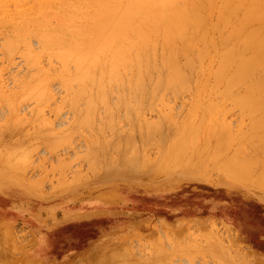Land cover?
Listing matches in <instances>:
<instances>
[{"label":"rangeland","instance_id":"obj_1","mask_svg":"<svg viewBox=\"0 0 264 264\" xmlns=\"http://www.w3.org/2000/svg\"><path fill=\"white\" fill-rule=\"evenodd\" d=\"M14 1L18 2L19 6L18 5L15 6L16 3ZM30 4H32V5H30ZM34 5H35V2H33V0H12L7 5V8H6L8 13L0 14V19L3 20L2 22H5L4 18L6 17L8 19V17H9L8 15H10L11 13H14L15 11H18L17 9L25 11L26 13H30L31 9ZM15 8H16V10L14 11ZM241 11H244V10L240 9L239 11H237L238 16H241V14H242ZM214 16H217V15L216 14H209V13H205V15H204V17H206L205 22L207 23V26H208L206 31H208V33L210 35L213 33L211 36L208 35L209 39L211 37V40H210L211 44L209 45L211 47H208L209 50L207 48L208 51L206 50L208 52V54H207V58H205L206 62H204V63H205V65L208 64L206 66L207 68L211 67V65H213L212 67H214L216 65V63L218 62L217 54L219 51H221V50H219L221 48V46L219 47L217 45H220V43H221L220 41H219L220 42L219 43L218 40L221 39V38L219 39V36H220V33H223V30L221 27H220L221 29H219V28L216 29L217 31L220 30L219 33H217V31L215 30V28L218 27L219 22L217 23V21H216L217 18H215ZM235 21L237 22V20H234V22ZM6 30H7L6 28L4 29V27H2V25H0V32H1L0 33V71L2 72V73L0 72V78H1L0 79V86L3 88L1 91L4 90V92H6V93L3 92L2 95L4 96V94L5 95L7 94L10 97L11 96V95H9L10 92H11L10 94H12V92H13L12 95H15L14 90L17 86L16 82L18 83V81H19V80L16 81L15 80L16 78L13 75H15V76L17 75L16 77H18V78L22 77L21 78L22 80L25 77L28 78L27 73H28V75L30 74L31 71L29 72V70L32 68V66L29 67V63L27 65H25L26 60L24 61V58L21 57V55L23 53H25V52H22V51H24L25 48L21 49L22 51L20 50L22 52L21 55H18V52H19L18 49L14 48L13 51L16 49L17 55L13 56L14 54L11 51V53H9V54L13 56L14 60L13 59H12L13 61L10 60L12 58L10 56L11 58L10 59L8 58L9 60L7 61V59H6V57L8 56L7 52H6L7 48L4 49L5 51L2 50L3 46H4L3 42H6L3 40H5L7 37L8 38L12 37L13 33H11L10 30H7V32H9L11 34H10V36H7L6 38H4L5 37L4 32H6ZM221 30H222V32H221ZM214 35H216V36H214ZM26 36H27L26 38H28L27 41L29 39H30L29 41H31L30 42L32 44L31 49H34L35 51L37 49L39 50L40 49V48H38L39 46L37 48H35L38 45L37 43L40 44V42H37L39 40H36L35 37H32L33 39L35 38V40L37 42L36 43L33 39L29 38L31 36H29V37H28V35H26ZM212 37L215 39L217 38V40H215L216 42L213 41L214 39ZM32 41H34L33 42L34 45H33ZM213 42H214V45L216 44L214 46V47H216L215 48L216 50H213V46H212ZM1 43H2V46H1ZM5 44H7V43H5ZM26 44H27V42H26ZM156 44H157L158 48L156 47ZM156 44L153 47H156L158 50L155 48H153V49L157 50V51H155L157 54L154 52V54L152 55V56H155V54H156L155 57H151L150 52L149 51L147 52V56H149V58H150V59H148L150 63H148V60H147L149 67H147L148 70H145L146 72L144 73V74H146V73L149 74V72L152 71L149 74V76L151 74H152L151 76H153V74H155V76H153L154 78H152V81H151L152 83L150 82V79H151L150 78L144 84V86H143L144 88L139 87L140 91H141V88H142V91L143 90L147 91V92L143 91V93H145V96H143V99L146 97L145 99L147 100L146 101L144 99V102H143L144 105L142 104L143 108H141V106L139 108V106H138L139 104H137L138 107H136L135 103H137V102L134 103V101L131 102V103H134L133 105L131 104L132 107L130 106L127 108H126V106L122 107L123 105L119 106V103H117L118 107L116 106L117 108H114L115 110L114 111L112 110L113 112H110L112 114H107L108 117H110L111 119L114 118L113 121H114V123H116L115 126L116 125L118 126V124L121 123V127H119L120 125L118 127L120 128V130L125 129L124 130V136L119 137V136L113 135L112 132H115V130L118 129V127H115V126H114L115 130L111 132L113 136H110L111 133L108 134L110 132V130H109L105 134L106 136L104 135V138H102L103 136L97 137L96 136L97 135L96 130L93 131L91 129L92 133H95L96 134L95 135V134H92L89 132L91 130L86 129L84 131L88 132V133H85L84 131L80 132V134L84 132L86 134V136L85 135L83 136V134H81L82 136L81 135L76 136V134H75V137L73 135V138H76V139H73V141L72 140H70L69 142L64 141L67 143V145H65V143L63 142L64 139L62 140L60 138L62 140V142L64 143V145H62V147H61L62 143H60L61 140L60 141L58 140L60 146L57 143L58 141H56V144L59 146V148L61 147L60 149H58L59 152L54 151V153L56 152V154L48 153V152H51L52 149L50 151H48L51 147L49 149L48 148L46 149V147H48V146L44 145V143L42 145L43 140L46 141L47 139L50 140L49 138H51V137L53 138V136H51L52 134L50 136H48V138L46 136H42L40 138L42 140L39 139L40 142H38L39 140H37V142H35L37 138L35 139V141L33 140L35 136H33V137L28 136L29 138L26 137L28 140L25 139L24 136H19V138H18V136H16L17 139H19V141H17V142L20 145L23 142H24L23 143L24 146L29 144V145L25 146V147H29L28 150L30 149V146L32 147L34 145H35L34 146L35 149H36V147H39V146H40V148L38 151L35 149L32 150V151L36 152L35 154L32 152L33 153L32 154L31 153V149L33 148L32 147L30 149L31 154L29 153L30 157H34V159L31 158V159H33V160H31L32 162L30 160L29 161L31 163H33V165H34V162L36 161V164H35L36 166L35 165L32 166V164L29 162L32 167L25 165V166H28L27 169H25V168L23 169L22 167H24V166H21V168L20 167L17 168V165H16V166H14V168L16 167L17 169H14V168L12 169V167L11 168L8 167V169L4 170L5 172L0 171V249H1V253L2 252L5 253V254L2 253V255L4 257L8 254V256L5 257V259L6 258H7V260L11 259L10 261H8V264H17V263H19V264H94V263H99V262L104 263V261L106 259L105 257H110V254H112L111 251H115V253L113 252V255H111L110 258H107V260H110V261H108V264L111 263V261H113V262L114 261L124 262L125 259H128L127 260L128 262L134 261V263H132V262L128 263L125 260V262H126L125 264H137L138 262L136 263V261H139L140 263L146 262V264H147V262H149L148 264H151L152 261L156 262L155 258H154V256H155L154 250L156 248L155 243H157L156 246L158 248V249L156 248V250L158 252V253H156L157 254L156 258L157 257L161 258L162 254H163V256L166 259L165 262L167 264H171V262H172L171 260H174V259L175 260L172 262V264H220L221 256L215 255V254H218L219 252H215L214 250H212V247H210V246H213V244H215L216 240H217L216 242L220 243V246L221 245L223 246V248L221 246L222 249H225V250L227 249V251L223 250V254L226 252L225 254L228 256V258L230 260H227V257H226V258H224V260L226 259L225 262L229 261V263L231 262L232 264H234V263L235 264H241V263L242 264L243 263H246V264H264V190H263L264 187H262V189H260L259 188L260 186L256 185L257 188H255L256 187L255 184H253V186H252V183H250V182L247 183V181L244 180V182L246 183L245 184V183H243L242 179L235 177L233 174L230 176L232 178H227L224 175L225 172H222V170L219 169V168H222V167H220L221 165L220 166L218 165L219 161H220L219 164H221V163L225 164L226 160H224V162H222L223 161L222 159H225V157H228V155L230 153H233V151H232L233 149L236 150L237 144L239 145V143L236 141H239V142L241 141V140H239L240 139L239 135L241 137L245 136V138H246L248 136V134H246V133H249V136H250V132H247V131H250L249 130L250 128H248L250 126L249 123L251 122L250 118H253L254 115H257L258 113L260 114L261 112H258L257 114L252 115V117L251 116L247 117V115L246 116L244 115L245 117L241 116L243 113L239 112L240 108L238 110V106L232 105V100L230 103H229L230 100L229 101L226 100V101H228V104H226L227 103L226 101H225V103H223L224 100L222 101V99H225V98H223V96L218 97L222 94L221 91H220V93H221L220 95H218L216 97L211 96L213 94L215 95V93H213V94L209 93V92H211L209 90L210 89L209 87L211 86L210 84H208L209 87L207 85V88L204 90H202V89L205 85H202L203 87H201V85H200V87L202 89H200V87L198 85H196V87L198 86V88H197L198 91L196 92V87L194 86V84L197 82V80H199V77H201V76H199V74H197L198 71L196 72V75H195V71L197 70L196 69L197 66H195L193 68H189L188 63H187L190 59H191V62L192 61L198 62V60H196L198 58H195L199 55L197 52V46H195L196 43H194L190 46V49H193L191 52H189L190 50L189 51L187 50V49H189V47H186L187 45L185 46L187 49L183 46V44L181 47L179 46L178 47V50H179L178 54L179 55H177L178 59H176V60H178V62L180 64L184 63L183 65H181L183 68V69L182 68L181 69L184 71L186 70L184 73V74L187 73L185 77H187V76L190 77V78H188V77L187 78L192 83H190V81L186 78V80H188L187 84L190 83V84H188V85H190L189 91H185L186 89H184V91L182 92V91H180V88H177V89H179L178 92L176 90V93H178L176 96L177 98L173 99V97L170 96V92H172V95H174V94L176 95V93L173 94V92H175V91L164 92L165 90L162 91V89L164 87H162V89H160L161 87L159 86L160 88L158 87L159 89H157V90H161V94H160L159 93L160 91L155 90L158 86L157 85L158 83L156 84V81H155V79L157 77L156 76V73H157L156 70L159 71L158 77H160V80L162 78V74L165 73V71H167V70H166V67L163 66L162 63L160 62V60H161L160 57H162V56H160V55H162V52H160L162 44H160L158 42H156ZM199 45L201 47H204L200 43L198 44V46ZM193 46H195L196 48ZM200 46L198 48H201ZM5 47H7V46H5ZM19 47H22V46H19ZM23 47H24V45H23ZM29 47H31V46L29 45ZM183 47L186 49L187 55L185 54L186 52L184 51L185 49H183ZM27 48H28V46H27ZM180 48H181V50L182 49L183 50L181 51ZM25 50L29 51L27 49H25ZM34 50H32V52ZM38 50H37V52H38ZM150 50H151V48H150ZM15 51H14V53H15ZM4 52L6 53L7 56H5ZM2 53L4 54V56ZM158 53H159V55H158ZM189 53L193 54V55L189 56ZM210 53L212 55L214 54L215 57L213 56V58H212ZM182 54L185 56H183ZM24 55L27 56L28 54H24ZM45 57H46V59L48 58L46 55H45ZM179 57H182V58L179 59ZM187 57L188 58L191 57V58L188 59ZM28 58H25V59H27V61L30 62ZM153 59L155 62L153 61ZM187 59H188V61L186 62ZM213 59H214V61H213ZM41 60H43V59H41ZM9 61H12L14 63L12 64V62H10V64H9L8 63ZM43 61H39V64L43 63L42 65H44L46 63L45 64L46 69L51 70V68H50V66H48V64L49 63L51 64L52 62L51 61L48 62L45 59ZM208 61H210V62H208ZM212 61L214 62L213 64H211ZM151 63H153L154 66ZM56 64L57 63L55 62V65H54V61H53V63L51 65L56 66ZM185 64H187V65H185ZM155 65H157V66H155ZM189 65H190V63H189ZM47 66H48V68H47ZM54 66H52V68ZM57 66L59 67V65H57ZM185 66L188 68H186ZM27 67H29L30 69L29 68L27 69ZM34 67L35 66L33 65V68H32L33 71H34V69H37V67L41 68L40 65L37 66L36 68H34ZM153 67L156 68L155 71L153 70ZM212 67H211V70L209 68L204 69L205 67H203L205 72L202 71L203 77H201L200 80H202V81L205 80V82H206V78H207V82H209V83L212 82L211 80H208L210 78L209 76L211 75V72H212ZM41 69L43 70V66ZM160 69H162V70H160ZM188 69H190V70L196 69V70L195 71L192 70L193 72L191 73L190 70H188ZM26 71H27V73H26ZM147 71H149V72H147ZM189 72L192 74V76L189 75L190 74ZM17 73H19V74H17ZM208 73H210V75ZM160 74H161V76H160ZM22 75H25V76L23 77ZM158 77L156 80L158 82H160V80H158L159 79ZM191 77H193V78H191ZM196 77H198L197 80L195 79ZM22 80L19 82L20 83L19 85H21V83H23V81L25 82V80H23V81ZM153 82L155 83L156 88L154 85H152ZM150 83H151V85H150ZM19 85L17 86V88L20 87ZM160 85H163V84H160ZM4 86H6L5 87L6 89L4 88ZM152 86H154L155 89ZM199 89L201 91H199ZM18 90L19 89H17V92H16V93H18V94H16V95H18V98L15 99V102H17L16 100L19 99V97H21V95L19 96V91L21 94L22 90H21V88L19 91ZM49 90L52 93H54L53 95H55V98H54L55 100H53V98H52V102H50L51 104L49 103V105H47V107H46V105L43 104L44 105L43 106L44 111L42 110L41 118H42V114L44 115V113H45V116H43V117L44 118L46 117V119H48L53 124V126H52L53 129L55 128L56 130L58 129V131H59V129L62 127L63 131H65L70 126L68 124L69 126L67 128V123H70L72 120V117H73V114H71L72 117H70L69 111H67L69 108L66 107V108H68V109H66L64 107L65 112L64 111H63L64 113L62 112L63 118L61 117L60 120L58 119L59 121L57 120L56 116H54V114L52 112L54 111V108L56 109L58 107L57 105L62 104L60 101H62L63 99H66L67 97H69V95L66 92V90L63 89V87L60 85L59 82H56V83L54 82L52 87L49 88ZM211 90L213 91L212 86H211ZM8 91H9V93H8ZM141 92L140 93L138 92V93L141 94ZM157 92L159 93V95ZM199 92L200 93L202 92L201 95H198V94H200ZM206 92H208V93L206 94ZM214 92L218 93V91H216V90ZM48 93H50V92H48ZM116 93L119 95L120 91H115L114 95ZM152 93L153 94L155 93V94L152 95ZM240 93H242V91ZM0 94H1V92H0ZM162 94L163 95L166 94L167 95V96L165 95L166 98L165 97H164V99H162L163 97L160 98V95L162 96ZM208 94H211L210 97L213 98L212 99L213 102H210V103H214V101H216L215 104L217 105V107H218V105H221V108H222V105H223V107L225 104L227 106L230 105V107H227L228 110H230V112H228L229 114L226 112H224V113H226L227 115L223 113V115L227 116V117H224V122H225L226 127H227V124L229 125V123H231L234 126L233 127L230 124L227 127L228 129H229V127L231 129L236 127V129H233V130H235L234 131L235 133L233 132V130L231 131V129L229 132V133L232 132L231 134H234V136L233 135H231V136H233L235 138L234 139L232 137V141H233V139H234V141H233V144H231L232 148L229 151L230 153H228L227 156L219 154L218 155L219 158L218 159H217V157L215 158V159H217L216 164L218 167L217 166L215 167V165H213V164H215V162H214L215 159H213V162H214L213 164H211L212 163L211 159H210L211 161H209V158L216 153V149L213 148V145H214L213 143H215L214 141H216V137L215 136L211 137L210 135L206 137V134L205 135L202 134L203 131H204V133H208V134L210 133V131L212 130L211 129L212 125L210 126L209 121H210V119H214L215 117H217V112L215 110L217 107L215 108V104H213V109L208 106L209 103H207V102L212 101V100H210L211 98L209 100H208L209 97L206 98L207 97L206 95H208ZM16 95H15V97H17ZM141 95H144V94H141ZM150 95H151V97L153 96V98L148 97ZM175 95H174V98H175ZM178 95H179V97H178ZM197 95L199 96L201 101L196 99ZM203 95H204V97L202 99L201 96H203ZM8 96L5 97V99L7 98L6 101L8 100ZM115 96H117V95H115ZM115 96H114V98H111V96H110L109 101L106 104L107 105L109 104L111 106L112 104L116 103L119 96H117V98ZM132 96H133V94H132ZM158 96H159V99H161L162 101L164 100V102H161V100H159L160 103H163L165 106L167 105V107H165V109H164V106L163 107L161 106L163 104L160 105V103H158V104L160 105V107L162 109L160 107L158 108L159 105L156 104V102L158 101V98L157 99L155 98ZM0 97H1V95H0ZM13 98H14V96H12V98L10 97L9 100L10 99L13 100ZM169 98H170V100H169ZM218 98H220V99H218ZM150 99H152V103H150L151 102ZM132 100H133V98H132ZM134 100L136 101L135 98H134ZM148 100H150V101L148 102ZM154 100H157V101L153 102ZM217 100H219V101H217ZM0 101L3 104H5L1 99H0ZM53 101H55V102H53ZM165 101H166V103H165ZM194 101L196 102L197 105L196 104L193 105L195 103ZM203 101H204V103H203ZM8 102L9 101H7L6 103H8ZM32 102H33V100L30 102L27 101V102H25V104H23L24 103L23 102L22 106L20 105L22 107L21 110H20V106H19L18 110L20 113L18 114V111H17V114L19 116L21 115L20 118L24 117V116H22L23 114L25 116L27 114L28 117L32 118V115L31 116L28 115L31 112H29L27 110H31V111L33 110L34 111V109L37 110V108L39 107L36 105L37 107H35L34 109H31L35 105L34 102L33 103ZM138 102H140V100ZM29 103H31V104H29ZM35 103L37 104L36 101H35ZM52 103H54V104H52ZM141 103L142 102H140V104ZM219 103H221V104H219ZM3 104L0 105V122L5 124L6 123L5 121H8L10 119V117L6 118L7 115L8 116L10 115L7 113H9L11 111V118H12L13 112L10 109V105H8L9 107H7V108H9V111H8V109L6 108L7 104H5L6 106L2 107ZM45 104H48V103H45ZM152 104H155L158 106L156 107L155 105H152ZM204 104L207 105L209 108H211V110H215L216 113L213 111L212 113H214V114H210L211 112L208 111L209 114L206 115L207 111L204 110L206 113H204V111H202L203 109H205L204 107H207V106H204ZM23 105H24V107H23ZM25 105L26 106L29 105V109H28V106L26 107ZM55 105H56V107H55ZM134 105H135V107H134ZM59 106H61V105H59ZM152 106H154V107L152 108ZM192 106H194L195 108L193 107L194 109H192ZM197 106L199 109H196ZM40 107H41V105H40ZM41 109H42V107H41ZM41 109H40V111H41ZM134 109H135V111H134ZM137 109L138 110L142 109L139 116H138L139 111L137 112ZM219 109L217 108V110H219ZM224 109L225 110H223V108H222L221 110L227 111L226 106ZM1 110H2V112H1ZM194 110H199L198 114ZM188 111H190V115L194 113L193 115H191L192 117L196 114L195 115L196 118L193 117L194 118L193 119V118H191L190 115H189L190 116L189 117L187 115V113L189 114ZM129 112L130 113L132 112V113L130 114ZM133 112H137V113H135V116L137 115L138 117L136 116V118H135V116H133L134 115ZM191 112H193V113H191ZM200 112H201V114H200ZM105 113L106 112L101 110V113H99V115L103 114L102 118L103 119L105 118L107 120V116ZM202 113H204L205 116L202 115ZM129 114H130L131 118H128L129 116H127V115H129ZM201 115H202V118L200 117ZM212 115H214V118ZM3 116H5V117L3 118ZM27 116H26L25 120H27ZM184 116L189 117L188 120H186V117H184ZM239 116H240V120L238 118ZM166 117H168L169 119L171 118L172 120L170 119L171 121L169 120V122H168L167 121L168 119ZM203 117H205L204 121H203ZM208 117H210V119ZM242 117L245 119H243ZM74 118H75V115H74ZM121 118H123V119L128 118L130 120V122L128 119L121 121ZM134 118H135V120H134ZM190 118L192 119L191 123L193 121H195V119L198 120V121L193 122V124L195 123L196 125H197V122H199V120L201 121V119H202L203 124H202V122H200V125L202 124V126H200L201 127L200 132L203 136H198V142L197 143L195 142V144H196V146L200 145L198 148H196V151H197V149L198 150L200 149V153L202 154L201 157H203V158L206 157V158L204 159V161L202 160L203 158H201V160H198L199 162L197 161L196 164H194V162L191 161L192 160L191 157L193 156V154L191 155V152H194V155H195L196 151H195V149H193L194 147L191 149V147H192L191 146L190 149L188 150V154H190L191 157L186 156L188 154L185 155V157L187 158V161L191 159L190 160L191 164L188 161V164L186 165V163H187L185 161L186 158L183 157L180 159L181 163L180 162L177 163V164H180V166L182 165L183 170L181 167H179V165H177L179 167V169H177L178 167L176 168L174 165L173 166V168L175 167L174 171H172L173 170L172 168H167V169H170V171H169L165 168L167 166L170 167L171 165L176 164L175 162L170 163L171 161L170 160L168 161V159H167V158H169V157H167L168 153H169V156H170V153L172 154V152H170V151H172V149H170V148H172V147L175 148V146H173L175 143L172 144L173 140L175 139L174 138L175 136L172 137L173 135H171V134H173V132L176 133V132L180 131L179 129H181L184 126V124L182 122H184V120H186L185 124L189 123ZM248 118H249V121H248ZM1 119H2V121H1ZM4 119H5V121H4ZM46 119H44V120H46ZM118 119H120V120L118 121ZM161 119L163 121V122L161 121L162 124L160 122ZM28 120H30V118ZM63 120L65 121V123ZM73 120H72V123L74 122ZM138 120L140 121V123L143 122L142 125H145V126H139L137 123ZM157 120H159V121H157ZM226 120L229 123H227ZM60 121L62 122L61 124L59 123ZM102 121L103 120H101L100 122L103 123L104 121L103 122ZM117 121H118V123H117ZM164 121H166V122H164ZM243 121H245V124ZM247 121L249 123H246ZM100 122L98 121V123H100ZM131 122H133L134 124ZM204 122H205V124H204ZM207 122L209 123L210 128L206 125V124H208ZM159 123L161 125H159ZM1 124H0V126L2 128ZM179 124H181L182 127H180ZM242 124H243V126H241ZM150 125H152V126L156 125L157 126V130L159 131V132L157 131L158 134L155 132L157 135L154 134L155 136L151 135L152 137L151 136H149L150 138L147 137L148 140H146L145 137L141 138L142 136H139L138 132L140 134L141 129L145 130ZM165 125H166V127H164ZM170 125L171 126L173 125L172 128L170 127ZM215 125H216V122H215ZM206 126L208 128L205 129ZM123 127H125V128L123 129ZM213 127H215V126L213 125L212 128ZM1 128H0V130H1ZM166 128L168 129L167 131H166ZM31 129L36 130V128H32V127H31ZM31 129H30V131H33ZM62 129L58 132V134H62ZM174 129L175 130L177 129L178 131L177 130L175 131ZM202 129H203V131H202ZM207 129H208V131L209 130L210 131L209 132L206 131ZM241 129L244 130V133H243V130L241 131ZM35 130H34V132H35ZM56 130H54V131L52 130L54 132V134L56 133L55 132ZM169 130H171V131H169ZM37 131H38V129H37ZM127 131H128V133H127ZM130 131H132V132L134 131L133 132L134 137L131 136V138H130V136L128 135L129 133H131ZM136 131H137V133H135ZM121 132L123 133V131H121ZM27 134L30 135L31 132H29ZM235 134H236V136H235ZM169 135H171V136H169ZM10 137H13V136H8L9 139H10ZM16 137L14 136L15 139H16ZM36 137H40V136H36ZM68 137H70V136H68ZM117 137H118V139H120L119 141H118ZM167 137L169 138V140ZM171 137H172V139H170ZM4 138H6V136H2L3 141H4ZM22 138H23V140H22V142H20ZM54 138L56 139L57 136L56 137L54 136ZM65 138H67V137H65ZM71 138H72V136H71ZM100 138H102V139H100ZM210 138H211V140H210ZM212 138H214V139H212ZM247 138H249V137H247ZM0 139H1V136H0ZM103 139H105V140H103ZM142 139L145 140V143H144V140H142ZM2 140H0V141H2ZM48 140H47V142H48ZM106 140L107 141L109 140V142H110L109 145H108V142H106V144H105ZM110 140H112V141H110ZM133 140L134 141L136 140L137 143L133 142ZM208 140L211 141L212 148H211V146L210 147L207 146L208 143H210V141H208ZM6 141H9V140L7 139ZM115 141H116V144L114 143ZM141 141H142V143H141ZM47 142H45V144H48ZM50 142H51V140H50ZM146 142H147V144H146ZM246 142H248V141H246ZM68 143H71V144H68ZM117 143H119L120 145H118ZM131 143H132V146H131ZM134 143H135V145H134ZM170 143L172 145H170ZM248 143L245 145V148L243 149L245 158L251 156L252 153L253 154L255 153L254 154V156H255L256 152H257V151L254 152V150H256L255 147H253V148L248 147V145H249ZM37 144H38V146H36ZM93 144L95 145L94 147L92 146ZM204 144H206V147L203 146ZM105 145L107 147L109 146V148L105 147ZM143 145H144V147H143ZM145 145H147L146 146L147 148L145 147ZM169 145L172 147H170ZM88 146H90V148ZM111 146H113L115 148H117V146H120L122 148H121V151L119 149L118 154H116V152L113 151L115 149L114 148L111 149ZM129 146H131V148H129ZM233 146L236 148H234ZM125 147L126 148L128 147L129 149L127 148L126 149L127 151H126ZM132 148H134V149H133V151L131 150V152H130V149H132ZM144 148H145V150H144ZM202 148H204L205 151ZM215 148H216V146H215ZM90 149H92V150L90 151ZM137 149H138V153H137ZM207 149H209L210 151H208ZM213 149L215 150V153H213ZM252 149H254V150H252ZM122 150L124 152L126 151L125 153H127L128 156L125 154L126 156L123 158V155L122 156L120 155V154L124 153V152H122ZM174 150H176V149H174ZM174 150H173V152H174ZM88 151H90V152H88ZM132 152H134V153H132ZM88 153H90V154H88ZM29 154H27V156ZM111 155L113 157L116 156L117 158H119L118 156H121V157L117 161H115V160H112ZM143 155L147 159V161H146V159H145V161L148 163V159L150 161L152 160L151 161L152 164L149 161L150 164L144 165L146 162L143 163L141 161L142 160L141 158L143 157ZM230 155H229V157H230ZM116 157H115V159H117ZM126 157H128V159ZM144 157H143V159H144ZM251 157H249V159ZM122 158H123V160L126 159V161L125 160L123 161V166L121 165L122 164V161H121ZM28 159H29V156L27 157L26 160L28 161ZM102 159H103V161H101ZM252 159L253 158H251L250 160H252ZM22 160H24V159H22ZM26 160H24L25 161L24 164L26 163ZM37 160H39V162H37ZM104 160H106L105 163H104ZM110 161L116 163L117 165L115 164L114 168L111 167L108 164V163L111 164ZM128 161L134 165V168H135V166H137L136 164H141V162H142L144 165L143 169L138 168V166L142 167V164L138 165L136 167V169L138 168L139 171L136 172L135 170H132L133 165L131 164L132 167L129 165L131 167V169L127 170L125 167H128V169L130 168L128 166V163H129ZM157 161H159L158 162L159 164H160V161H162V162L166 161V163L169 162L170 165L168 163V165L164 169H162V172H161L160 171L161 168H159L161 164L159 165L157 163ZM201 161L203 163H201ZM99 162H100V166H99ZM124 162H125V164H124ZM192 162H193V164H192ZM17 163H18V161H17ZM59 163H60L61 167H62V163H63V166L64 165L65 166L61 168L60 165H56ZM126 163H127V166H125ZM155 163H156V165L157 164L159 165V167H158L159 169L155 170V166H156ZM197 163H200V164L198 165ZM22 164H23V162H22ZM101 164H102V166H101ZM105 164H106V166L107 165L110 166L108 168L106 167L107 170L108 169H110V170L114 169V170H111V172H110V171H107L106 169H103V167H105ZM207 164H208V167H207L208 169L207 170L203 169V168H206L204 166H207ZM191 165H195V166L192 167ZM196 165L198 167H196ZM56 166H58V167H56ZM188 166H189V169H188ZM210 166L213 169H211ZM42 167H43V169H42ZM100 167H101V169H100ZM118 167H119V169H118ZM122 167H124V168H122ZM53 168L54 169L56 168V169L54 170ZM64 168H66V169L64 170ZM191 168H193V169H191ZM41 169H42V172H41ZM59 169L62 171L63 174L60 172ZM117 169H118V171H117ZM202 169L204 171H202ZM11 170H13V171L10 172ZM23 170H25L24 175H23V172H24ZM158 170L160 171V173ZM219 170H221V172ZM205 171H206V173H204ZM207 171H208V173H210V176H212L211 179L210 178L208 179ZM133 172H134V174H133ZM43 173H45V174H43ZM24 176L26 179L24 178ZM227 176L229 177V173ZM198 178H200V179H198ZM210 227H211V229H209ZM207 229L208 230L213 229L211 232L217 231L216 233L219 235L217 236V234L215 232H213L215 235L214 240L211 239L210 237H209L210 238L209 239L207 235L210 234V231H209V233H207L208 232ZM161 230H162V233L164 232L162 235H161ZM166 230L169 232L166 233ZM171 230H173V232ZM201 232L204 235L206 234L207 238H206V236L202 235ZM173 233L175 236L173 235ZM188 233H189V235H186ZM213 233H211L209 236L213 237V235H212ZM166 234L168 236H166ZM169 234H171L170 236L172 237V239L174 238L173 243H175L176 245L171 243L172 240H171V237H169ZM196 234H200L201 236H204V239H206V240L208 239L207 240L208 243L201 236H200L201 237L200 238V237H198L199 235L197 236ZM191 235H193L195 237V239L193 236H192L193 237L192 238ZM161 236L163 237L161 239L162 241L159 239V238H161ZM131 237H133V238H131ZM157 237H159L158 239L163 244L160 243L158 240L156 242ZM168 237L171 241V242H169V244L167 243L169 240L166 242ZM189 237L192 238V240L189 239ZM182 238H184L186 241ZM227 239H229V241ZM148 240H150L151 243H149ZM187 240H189V241H187ZM212 240L214 242H212ZM178 242H180L181 244H179ZM205 242H206V245H205ZM210 242H212L213 244L212 245L209 244ZM152 244H153V246H152ZM177 244H178V246L180 245V247H177ZM162 246H164V247L166 246L165 248L167 250L170 249L169 252H165L166 251V249H165V250H163L165 252V254H164V252L162 251V249H164V247L162 248ZM216 246L214 249L220 251L221 248L219 249V247L217 248ZM224 246L227 248H224ZM123 247H124V249L126 247L127 250L130 248V250H128V252L129 253L131 251L133 253L135 252V253H137L138 257H137V255H135L133 253H131L132 254V256H131L127 252V250L123 249ZM206 247H208V248L210 247L211 250L215 252V254L213 252L214 255H210V253L212 251L210 249H207ZM159 248H161V249H159ZM175 248H177V250ZM2 249H3V251H2ZM121 250L122 251L124 250L123 253L120 252ZM181 250L182 251L184 250V251L182 252ZM205 250L207 251V253L205 252ZM208 250H210L209 251L210 253L208 252ZM160 251H162L161 252L162 254L161 253L159 254ZM177 251L178 252L180 251V254H177L178 253ZM1 253H0V255H1ZM148 253L151 255H149ZM108 254H109V256H108ZM127 254L130 256V258L133 257V259H130L129 256H127ZM147 255H148V257H147ZM173 255H174V257H172ZM180 255L182 256V258H178ZM125 256H127L128 258H126ZM145 256L148 258V261H146L144 259ZM150 257L153 258V260L150 259ZM169 257H171L172 259L170 260ZM222 257H223V255H222ZM142 258L144 259V261ZM163 259L161 258L162 262H163ZM150 260H152L151 263H150ZM167 261H169L170 263ZM157 262H159V260ZM165 262H163V264ZM156 263H153V264H156ZM222 263L223 262H221V264ZM122 264H124V263H122ZM158 264H161V263L159 262Z\"/></svg>","mask_w":264,"mask_h":264},{"label":"bare ground","instance_id":"obj_2","mask_svg":"<svg viewBox=\"0 0 264 264\" xmlns=\"http://www.w3.org/2000/svg\"><path fill=\"white\" fill-rule=\"evenodd\" d=\"M11 1L12 0H0V14L8 13L6 8H7V5ZM33 2H35V5L32 7L30 13H26L25 11H22L19 9H17L18 11H15L17 8L16 7L14 9L15 12L13 11L14 13H11L10 15H8L9 16L8 19L6 17L4 18L5 22H2L3 20L0 19L1 20L0 25H2V27H4V29L6 28L7 30H10L11 33H13L12 37H9V38L7 36H10L11 33L7 32V30H6V32H4L5 35L3 34L5 36L4 38H6V37L8 38V39L6 38L5 40H3L6 42H3L4 46L2 49L3 51H5L4 49H6V48L8 49V50L6 49L8 56L4 52L5 56H7L6 57L7 61L11 57L12 58L10 60H12L13 56L17 55L16 49H18V51L20 52V53L18 52V55H21L22 52H25L21 55V57L24 58V61L26 60L25 65H27L29 63V67L32 66V68H33V65L35 66L34 68H36L39 65L41 68L43 66V70L41 68L37 67V69H34V71L32 70V68L30 69L29 67H27V69L28 68L30 69L29 72L30 71L31 72L28 75V73H27L28 70L26 71L28 78L25 77L27 80L25 78L23 79V80H25V82L21 79L22 77L18 78V77H16L17 75L16 76L13 75L16 78L15 79L16 81L19 80L18 83L15 81L17 86L20 84L19 82L21 80L23 81V83H21V85H19L20 86L19 88H17V86H16V88L19 90L21 88V90H22L21 92L23 93V94L22 93L20 94V91L18 90L19 96L21 95V97H19V99L16 100L17 102H15V99L18 98V95H16V94H18V93H16L17 92L16 88H15L16 91L14 90V92H15V95L17 97H15V95H12L13 92H12V94H10L11 92L9 93V91H8L9 95H11L10 96L11 98H12V96H14L13 100L10 99L11 100L10 101L9 100L10 97L7 94L6 95L4 94V96L2 95L4 90L1 91L3 88L0 86V92H1L0 99L5 104H7V106L5 104H3L1 101H0V105L3 104L2 107L6 106V108L9 107L8 105H10V109L13 112L12 118H11V111L9 113H7L10 115L9 116L7 115L6 118L10 117V119H9L10 121L9 120L5 121V119H6L5 118L4 119V121L6 122L5 124L0 122V124L2 123L1 124L2 128L0 126V128H1V130H0L1 139L0 140H2V136H6V138H4V141L3 140L0 141V171H4L5 169H8V167H10V168L12 167V169H13L14 166H16V165H17V168L18 167L21 168V166H24V167H22L23 169L24 168L27 169L28 166L29 167L31 166L30 163L32 162L31 160H33L34 157H30V154L32 152L34 154L36 153L35 151H32L35 149L34 148L35 145L32 146L33 148L30 146V149L32 148L31 153H30V149L28 150L29 147H25L29 144L24 146L23 145L24 142H23L20 145L17 142V141H19V139H17L16 136H18V138H19V136H24L25 139L29 138L28 136H32V137L35 136L34 139L33 138L32 139L35 141V139L37 138L35 141V142H37V140H39L42 136H46L48 138V136H50L52 134L51 136H53V138L52 137L49 138L51 140V142L48 139H47L48 142H47V140L46 141L43 140L42 145H43V143H44V145H47L48 147H46V149L47 148L49 149L51 147L48 151H50L51 149L52 150H51V152H48V153L53 154L54 151L59 152L58 149H60L62 147V145H64V143H65V145H67V143H66L67 141L69 142L70 140L73 141V139H76V138H73V135H74V137H75V134H76V136H80L81 134H83V136L84 135L86 136L85 133H88V132L84 131L86 129L87 130L92 129L93 131L96 130L97 135L95 133H92V130L89 132L92 134H95L97 137L103 136L102 138H104V135L109 130H110V132L108 134H110L112 131H114L115 127H118L119 125H120L119 127H121V123H119L118 126L117 125L115 126L116 123H114V121H113L114 118L111 119L110 117H108L107 114H112L110 112H113L115 110L114 108L118 107L117 103H119V106L123 105L122 107L126 106V108H127V107H130L131 104L133 105L135 102H137V103H135L136 107L139 106V108H140V106H141V108H143V105H144L143 102H144V99L146 98L145 97L143 99V96H145V93H143V91L144 92H147V91H145V90L142 91V88H144L143 86L147 80H149L151 78L150 79V82H151L152 78H154L153 76H155V74H153V76H151L152 74L149 76V74L152 71H150V72L147 71V72H149V74L148 73L144 74L146 72L145 70H148L147 69V67H149L148 63H150L148 60L150 58H149V56H147V52L148 51L150 52L151 57L156 56L157 53L155 51L158 50L157 49L158 46H157L156 42L162 44L161 45L162 51L159 49L160 52H162V55H160V56H162V57H160L161 58L160 62L162 63L163 66L166 67L167 71H165V73L162 74V78L160 80V77H158L159 71L156 70L157 71L156 76L159 78L158 80H160V82H158L156 80L157 79V77H156L155 81H156V84L158 83L157 84L158 86L156 88L155 83L153 82L152 85H154L156 89L154 88V86H152V87L156 91H160L159 92L160 94H161V90H157L160 87H161L160 89H162V87H164L162 89V91L165 90L164 92L175 91V92H173V94L176 93V90H177V92L179 91V89H177V88H180V91H182V92L184 91V89H186L185 91H189L190 85H188V84H190L192 82L188 79L190 77H188V76H187L188 78L185 77L187 74V73L184 74L186 70L185 71L182 70L183 68L181 65H183L184 63L180 64L178 62V60H176V59H178L177 55H179L178 54V51H179L178 47L179 46L181 47L182 44L184 47L187 45L186 47H189V49H187L186 47L185 48L188 51L190 50L189 52H191L193 49H190V46L192 44L196 43L195 46H197V52L199 55L195 58H198V59H196V60H198V62H195V61L191 62V59L189 60L190 61L189 62L188 59L191 58L192 56L189 58L187 57L188 59L186 60V62L188 61L187 63H188L189 68H193V67L197 66L198 68L196 67V69H197V70L195 69L196 71L194 69H192V70L195 71V75H196V72L198 71L197 74H199V76L203 77L202 71L205 72L204 69H206L207 68L206 66L208 65V64L205 65L204 62H206L205 58H207V54H208L207 51L209 50L208 47H211V46H209L211 44V41H210L211 37L210 36L213 34L212 33L210 35L208 33V31H206L208 26H207V23L205 22L206 17H204V15H205V13H209V14H216L217 15L214 17L217 18L216 21H217V23L219 22V25H218V27L215 28V30L217 28H219V29L222 28V30H223V33H220L221 37L219 36V39L220 38L221 39L218 40V42L220 41L221 43L219 42L220 45H217L219 47L221 46V48L219 49L221 51L218 50L219 51L217 54L218 62L216 63V65L214 67H212L213 65H211V67H212L211 75H210V73H208L210 75L209 76L210 78L208 80H211L212 82L211 83L207 82V78H206V82H207L206 83L205 80L204 81L200 80L201 77H199V80H197L198 77H196L195 79L197 80V82L194 84V86L196 87V85H198L200 87V85H201V87H203L202 85H205L204 86L205 88L203 87V89L200 87V89L204 90L207 88V85L210 84L212 86L213 91L211 90V86L209 87V85H208V87L210 88L209 90L211 91L209 93H212V94L215 93V95L214 94L213 95L208 94V95H206L207 96L206 98L209 97L208 98V100H209L211 98L210 95L212 97L213 96L216 97V96L221 94L220 93V91H221L222 94L218 97L223 96V98H225V99H222V101L224 100L223 103H225L226 100H228V101L230 100L229 101V103H230L232 100V105L238 106V110L240 108L239 112H241L243 114L242 115L240 113L239 114L243 117H245L246 115H247V117H250V116L252 117V115L257 114L258 112H261L260 114L258 113L257 115H254L253 118H250L251 119L250 123L248 122L249 121V118H248V121L246 123L250 124V126L248 127V128H250L249 129L250 131H247V132H250V136H249V133H246V134H248L247 137H249V138H247V137L245 138V136L241 137L239 135V138H240L239 140H241V141L239 142V141L235 140L236 142L239 143V145L237 144V146H236L237 148L233 146L234 148H236V150L233 149L232 150L233 153H230L229 151L232 148L231 144H233V141L235 138L233 137L234 134H231L232 132L229 133L231 128L230 127H229V129L227 128L231 124L228 122L229 120L228 119H227L228 121L226 120L227 123H229V125L227 124V127H226L225 122H224V117H227L226 113L230 112V110H228V108H227V107H230V105L227 106L226 104H228V101H226L227 103L224 105V107L222 105V108H223V110H225L224 108L226 106L227 111H223V110H221L222 109L221 105H218V107H217V105L215 104L216 101H214V103H210V102H213V100H212L213 98L210 99L212 101L207 102L208 101L207 100L206 102L209 103V105L207 103L206 104L209 107H211L212 109H213V104H215V108L216 107L218 109L220 108L219 110H217V108L216 109L214 108L217 112V117L214 118V115H212L214 119H210V117H208L210 119V121H209L210 126L211 125L215 126L213 128L211 126L212 130L211 131L209 130L210 133L209 134L204 133V131H203L204 128L202 129V131H203L202 134H204V135L206 134V137L209 135L211 137L215 136L216 141H217V142L214 141L215 143H213L214 144L213 148L216 149V153H215V150L213 149V153H215V154L209 158V161L212 160L211 164H213L215 162V164H213V165H215V167H216L217 166L216 160L219 158L218 155L222 154L224 156L225 155L227 156L228 153H230L231 154V155L229 154L230 157L228 155V157H225V159H222L223 160L222 162H224V160H226L225 164L223 163L224 165L222 163L219 164L220 161L218 162V165L219 166L221 165L220 167L223 168V169L222 168H219V169H221L222 172H225L224 175L227 178H232L230 176L233 174L235 177L242 179L243 183H245L244 182V180H245V181H247V183L248 182L252 183V186H253V184H255V186L256 185L260 186L259 187L260 189H262V187H264V0H35V1L33 0ZM15 3H16L15 6H17L19 4L18 2H15ZM30 5H32V4H30ZM240 9L244 10V11H241L242 14L243 13L244 14L243 15L241 14V16H238L237 11H239ZM234 20H237V22L235 21L236 22L235 23ZM222 30H221V32H222ZM219 32H220V30L217 31V33H219ZM26 35H28V37L31 36V37H29L31 39H33L32 37H35L36 40H39L37 42H40L41 45L36 42L35 38L33 39L38 44L35 48H37L39 46L38 48H40L41 50L37 49L38 50V52H37V50L35 51L34 49H31L32 48V44L30 43L31 41H29L30 39L27 41L28 38H26L27 37ZM208 35H210L209 36L210 39L208 38ZM214 36H216V35H214ZM213 39H214L213 41L217 40V38L216 39L213 38ZM34 41H32V43ZM26 42L28 45L26 44ZM5 43H7V44H5ZM199 43L204 47H201L199 45L201 48H198ZM22 44L24 45V47ZM155 44H156L157 48L153 47V46H155ZM212 44H213L212 45L213 50H216L215 49L216 47H214L216 44L214 45V42ZM29 45L31 47H29ZM33 45H34V43H33ZM1 46H2V43H1ZM5 46H7V47H5ZM19 46H22V47H19ZM27 46H28V48H27ZM195 46H193V47H195ZM149 47L151 48V50ZM184 47H183V49H185ZM14 48H16L15 49L16 51L14 50L15 53L13 51ZM24 48L29 50V51H26ZM153 48H155L157 50H155ZM207 48H208V50H207ZM21 49H24V51H22ZM186 49L184 51L186 52L185 54L187 55ZM32 50H34V51L32 52ZM180 50H181V48H180ZM11 51L14 54L13 56L9 54V53H11ZM154 52L156 54H155V56H152L154 54ZM4 54H3V56H4ZM24 54H28L29 56L28 55L26 56ZM193 54L189 53V56L193 55ZM45 55L49 58V59L47 58L48 60L46 59ZM158 55H159V53H158ZM183 56H185V55H183ZM211 56L213 58L214 54L213 55L211 54ZM25 58H28L32 64L30 62H28L27 59H25ZM180 58H182V57H179V59ZM41 59H43V60L45 59L48 62L51 61L52 63L54 61V65L56 62L57 63L56 66L59 65V67L51 65L52 63L51 64L49 63L48 66H50L51 70H49V69L47 70L46 66H45L46 63L44 65H42L43 63L39 64V61H43ZM154 59H153V61H154ZM147 60H148V63H147ZM12 61H9L8 63L10 64V62H12ZM213 61H214V59H213ZM213 61L211 64L214 63ZM208 62H210V61H208ZM13 63L14 62H12V64ZM189 63H190V65H189ZM151 64H153V63H151ZM185 65H187V64H185ZM48 66H47V68H48ZM52 66H54L56 69L54 67L52 68ZM153 66H154V64H153ZM155 66H157V65H155ZM188 67H186V68H188ZM203 67H205V68L203 69ZM211 67H208V68L211 70ZM155 69L156 68L153 67L154 71H155ZM160 70H162V69H160ZM188 70H190V69H188ZM192 70H190L191 73L193 72ZM191 73L189 75L192 76ZM17 74H19V73H17ZM22 76L24 77L25 75H22ZM160 76H161V74H160ZM186 78L190 81V83L187 84L188 80H186ZM191 78H193V77H191ZM54 82L55 83L59 82L60 85L63 87V89L66 90L69 97H67L68 99L66 98L67 100L63 99L62 101H60L62 104H59V103L58 104L61 106L57 105L58 107L56 109L54 108V111L52 113L54 114V116H56L57 120L58 119L60 120L61 117L63 116L62 112L64 111V107L65 108L68 107L69 109L68 108H66V109H68L67 111H69L70 117H72L71 114H73L72 120L74 119L73 123H72V120L70 123H67V128L69 125L70 126L65 131H63L62 127L59 125L61 127L59 129V131L62 129V134H58V132H59L58 129L57 130L55 128L53 129V127H52L53 124L48 119H46V117L45 118L43 117V116H45V113H44V115L42 114V118H41L42 110L44 111L43 106L46 105V107H47V105H49V103L52 102V98H53V100H55L54 99L55 95H53L54 93H52L49 90V88L52 87ZM151 83H150V85H151ZM159 83L163 84V85H160ZM198 86L196 87V92L198 91V89H197ZM5 87L6 86H4V88ZM139 87H142L141 88L142 92L140 91ZM200 89H199V91H201ZM215 90L218 91V93L214 92ZM240 90L242 91V93H240L241 92ZM115 91H120L119 95L117 93L115 94V95L119 96L117 99V102L112 104L111 106L109 104L107 105L106 103H108L109 97L111 96V98H114ZM48 92H50V93H48ZM138 92L139 93L141 92V94H144V95H141ZM4 93H6V92H4ZM159 93H158V95H159ZM201 93L200 94L197 93V94L201 95ZM207 93L208 92H206V94ZM132 94H133V96H132ZM154 94L152 93V95H154ZM163 94H162V96L160 95V98L163 97L162 99H164V97L166 95V94L165 95H163ZM177 94L178 93H176V95L174 94L175 95V98H174V95H172V92H170V96H172L173 99L177 98L176 97ZM198 95L196 96L197 97L196 99L201 101V99L199 98ZM204 95L201 96L202 99H203ZM6 96H8V100H7V101H9L8 103H6L7 102L6 101L7 98L5 99ZM117 96H115V97L117 98ZM148 97H151V95ZM178 97H179V95H178ZM132 98H133V100H132ZM134 98L136 99V101L134 100ZM151 98H153V96ZM155 98L156 99L158 98V101L161 100V99H159V96L155 97ZM218 99H220V98H218ZM32 100H33L35 105L31 109H34L35 107L39 106L37 108V110L36 109H34V111L33 110L32 111L27 110V111L31 112L28 115H30V116L32 115V118L28 117L27 114H26L27 120H25L26 116L24 114L22 115L24 117L20 118L21 115L20 116L18 115L20 113L18 110L19 106L20 105L22 106L23 102H24L23 104H25V102H27V101L30 102ZM139 100H140V102H142L141 104H140V102H138ZM150 100H151L150 103H152V99H150ZM150 100H148V102ZM169 100H170V98H169ZM35 101L37 102V104L35 103ZM133 101H134V103H131ZM155 101H157V100H154L153 102H155ZM158 101L156 102V104L160 103V101L159 102ZM166 101H165V103H166ZM217 101H219V100H217ZM53 102H55V101H53ZM161 102H164V100L163 101L161 100ZM45 103H48V104H45ZM203 103H204V101H203ZM29 104H31V103H29ZM52 104H54V103H52ZM137 104H139V105L137 106ZM161 104H163V103H160V105ZM195 104H196V102L193 105H195ZM219 104H221V103H219ZM40 105H41L42 109H41ZM152 105H155V104H152ZM158 105H155V106L157 107ZM160 105L158 106V108L160 107ZM207 105L204 104V106H207ZM21 106H20V110L22 108ZM27 106L29 109V105H27ZM161 106L162 107L164 106V109H165V107H167V105L165 106L164 104ZM23 107H24V105H23ZM55 107H56V105H55ZM134 107H135V105H134ZM153 107L154 106H152V108ZM193 107L194 106H192V109L195 108V107L194 108ZM207 107H204L205 109H203L202 111H204V110L207 111V113L204 111V113H206V115L209 114L208 111L211 112L210 114H214L212 112L213 111L215 112V110H211V108L208 107L210 109L209 110ZM39 108L41 109V111ZM7 109L9 111V108H7ZM135 109H134V111H135ZM138 109H137V112L139 111L138 112V116H139L142 109L141 110H138ZM196 109H199L198 106ZM101 110L106 112L105 114L107 116V120L105 118H104L105 120L102 118L103 114L102 115L100 114L101 116L99 115V113H101ZM17 111H18V114H17ZM190 111H188L189 114L187 113L188 116L190 115ZM194 111H196L197 114L199 112V110H194ZM1 112H2V110H1ZM137 112H133L134 113L133 116H135V113H137ZM224 112H226V113H224ZM191 113H193V112H191ZM204 113H202V115L205 116ZM223 113L226 115H223ZM130 114L127 115V116H129L128 118H131ZM193 114H191V115H193ZM200 114H201V112H200ZM74 115H75V118H74ZM195 115L193 117H195ZM202 115L200 116L201 118H202ZM136 116H135V118H136ZM4 117L5 116H3V118ZM184 117H186V116H184ZM189 117H186V120H188ZM193 117L191 116V118H193ZM29 118H30V120H28ZM43 118L46 119L47 121L44 120ZM128 118H126V119L121 118V121L127 120ZM135 118H134V120H135ZM166 118L168 119V120L166 119L168 122L171 119V118L169 119L168 117H166ZM191 118H190V122L188 121L189 123H186V124H185L186 120L183 119L184 122H182V123L184 124V126H183L184 128L181 126V124H179V126L182 127L181 129L178 128L180 131H178L176 129L178 132L175 133L172 131L173 134H171V135H173L172 137L175 136L174 137L175 139L173 140V142L171 141L172 144L175 143L173 145V146H175V148L170 146V145H172L170 143L169 146L172 147V148H170V149H172V151H170V152H172V154L170 153V156H169V153L167 152L168 153L167 157H169L167 159H168V161L169 160L171 161L170 163L175 162L176 164L171 165L172 167L171 166L168 167L167 165L169 162L166 163L167 160L163 161V162L160 161L161 165L158 163L159 161H157V163L160 165V167L158 164H157L158 165L157 166L155 163V165H156L155 170L161 168L160 171L162 172V169H164L167 166L165 169L172 168L173 169L172 171H174L175 167L176 168L178 167L177 165H179V167H181L183 170L182 165L180 166V164H177V163L178 162L181 163V161H180L181 158H183V157L186 158L185 155L188 154V150L190 149L191 146H192L191 149L194 147L193 149H195V151H196V148H198L200 146V145L196 146L195 142L196 143L198 142V136H203L200 132V129H201L200 126H202L203 122H202V119L200 118L201 121L199 120V122H197V125H196L195 123L193 124V122L198 121V120L195 119V121H193L191 123V120H192ZM204 118L205 117H203V121H204ZM238 118L240 120V116ZM243 119H245V118H243ZM101 120H103L104 122L102 121L103 123H101L100 122ZM119 120L120 119H118V121ZM1 121H2V119H1ZM61 121L59 122L60 124L62 123ZM98 121L100 123H98ZM118 121H117V123H118ZM157 121H159V120H157ZM161 121H162V119L160 120V122ZM129 122H130V120H129ZM162 122H161V124H162ZM164 122H166V121H164ZM200 122H202L201 125H200ZM215 122H216V125H215ZM243 122L245 124V121H243ZM64 123H65V121H64ZM131 123H133V122H131ZM137 123L139 126H145V125H142L143 122L140 123L139 120ZM209 123L206 125L210 128ZM161 124L159 123V125H161ZM204 124H205V122H204ZM153 126L150 125L145 130L144 129L142 130L140 128L141 129V131H140L141 135L139 134V132H138V135L142 136L141 138L145 137L146 140H148L147 137H149L151 135L155 136L154 134H156V133L158 134L159 131L157 130L156 125H155L156 127L155 126L153 127ZM172 126L170 125L171 128H172ZM207 126L205 127V129L208 128ZM231 126H233V125L231 124ZM241 126H243V124ZM31 127L36 128V130L31 129ZM119 127H118V129L115 130V132H112L114 136H119V137L124 136V130H125L124 128L125 127H123L124 130H120ZM164 127H166V125ZM30 129L33 131H30ZM37 129H38V131H37ZM233 129H236V127ZM233 129H231V131ZM34 130H35V132H34ZM52 130L53 131L56 130L55 131L56 133L54 134V132ZM167 130L168 129L166 128V131ZM242 130L243 129H241V131ZM28 131L31 132L30 135L27 134V133H29ZM82 131H84L85 133L83 132L80 134V132H82ZM121 131H123V133ZM169 131H171V130H169ZM206 131H208V129ZM234 131L235 130H233V132ZM130 132L131 133H129L128 135L131 138V136H133V134H134L133 133L134 131L133 132L130 131ZM112 133L110 134V136H113ZM127 133H128V131H127ZM135 133H137V131ZM243 133H244V130H243ZM171 135H169V136H171ZM231 135H233V136H231ZM8 136H13V137H10V139H9ZM14 136L16 137V139L14 138ZM36 136H40V137H36ZM54 136L55 137L57 136V138L55 139ZM68 136H70V137H68ZM71 136H72V138H71ZM235 136H236V134H235ZM65 137H67V138H65ZM172 137L170 139H172ZM232 137L234 138L233 141H232ZM60 138L62 140L64 139L63 142L64 141H66V142L63 143ZM102 138H100V139H102ZM7 139L9 141H6ZM117 139H118V137H117ZM212 139H214V138H212ZM22 140H23V138L21 139L20 142H22ZM40 140H42V139H40ZM40 140L38 142H40ZM58 140L59 141L61 140L60 143H62L60 148H59L60 144H59ZM103 140H105V139H103ZM119 140L120 139H118V141ZM142 140H144V139H142ZM168 140H169V138H168ZM210 140H211V138H210ZM210 140H208V141H210ZM56 141H58L57 143L59 146L56 144ZM110 141H112V140H110ZM246 141H248L249 143ZM45 142H47L48 144H45ZM106 142H108V145H109V143H110L109 140L108 141L106 140L105 144H106ZM133 142L137 143L136 140L135 141L133 140ZM147 142H146V144H147ZM114 143L116 144V141ZM141 143H142V141H141ZM144 143H145V140H144ZM247 143L249 144L248 147H252V148L255 147L256 150L252 149V150H254V152L257 151L255 156H254L255 153L254 154L252 153V155H253V156L251 155L252 157L249 156V157L253 158L252 160H250L251 158L249 159V157H247L248 155L246 156L248 159L244 157L245 155H244L243 149L245 148V145ZM68 144H71V143H68ZM117 144L120 145L119 143H117ZM134 145H135V143H134ZM211 145H212V143L210 141V143H208L207 146L210 147ZM36 146H38V144ZM92 146L94 147L95 145L93 144ZM131 146H132V143H131ZM131 146H129V148H131ZM146 146L147 145H145V147ZM203 146L206 147V144H204ZM215 146H216V148H215ZM88 147L90 148V146H88ZM105 147H107V146L105 145ZM143 147H144V145H143ZM39 148H40V146L36 147L35 150L38 151ZM107 148H109V146ZM112 148H114L115 150H113V151L116 152V154H118V152H119L118 150L120 149V151H121L122 147L117 146V148H115V147L111 146V149ZM127 148L125 147V150ZM134 148L130 149V152H131V150L133 151ZM211 148H212V146H211ZM138 149H137V153H138ZM174 149H176V150H174ZM202 149L205 151L204 148H202ZM91 150L92 149H90V151ZM144 150H145V148H144ZM173 150H174V152H173ZM207 150L210 151L209 149H207ZM90 151H88V152H90ZM122 152H124V151L122 150ZM125 152L120 154L121 156L123 155V158L127 155V153H125ZM134 152H132V153H134ZM27 154H29L28 155L29 156L28 161L26 160L28 157ZM54 154H56V152ZM88 154H90V153H88ZM192 154H193V156L191 157ZM191 155L188 154L186 156H190L192 158V160L191 159L190 160L193 161L194 164H196V162L198 160H201V158H203V157H201L202 154L200 153V149L199 150L197 149V151L195 152V155H194V152H191ZM121 156H118V157L120 158ZM115 157L112 156V160L117 161L119 158L116 157L117 159H115ZM143 157H144V155H143ZM143 157L141 158L142 159L141 161L143 163H145L147 161V159L145 157L143 159ZM216 157H217V159H215ZM31 158H33V159H31ZM123 158L121 160L122 166H123V161L124 160L126 161V159L123 160ZM126 158L128 159V157H126ZM205 158H203L202 160L204 161ZM22 159L26 160L25 164H24L25 161ZM145 159H146V161H145ZM213 159H215L214 162H213ZM39 160H37V162H39ZM190 160H188L189 163H190ZM17 161H18V163H17ZM21 161L23 162L24 165L22 164ZM101 161H103V159ZM105 161L106 160H104V163H105ZM149 161L150 160L148 159V163L146 162L144 165L150 164L152 160L150 161V163H149ZM185 161L187 162L186 163V165H187L188 164L187 158L185 159ZM110 162H111V164L110 163H108V164L114 168V165L116 163H114L112 161H110ZM142 162H141L142 167L138 166L141 164H136L139 169L140 168L143 169L144 165ZM193 162H192V164H193ZM170 163H169V165H170ZM201 163H203V162L201 161ZM31 164H32V166H34L36 164V161L34 162V165H33V163H31ZM124 164H125V162H124ZM131 164L132 163L129 162L128 166L129 165L131 166ZM197 164L199 165L200 163H197ZM25 165H28V166H25ZM56 165H60V163L56 164ZM174 165H175V167L173 168ZM64 166L62 163V167H64ZM99 166H100V162H99ZM101 166H102V164H101ZM110 166H108V165L106 166V164H105V167H103V169L107 170V168ZM125 166H127V163ZM137 166H135V168H134V165H133V167L131 166L132 170H135L136 172H138L139 169L138 168H137L138 170L136 169ZM191 166L193 167L195 165H191ZM56 167H58V166H56ZM60 167H61V165H60ZM119 167H118V169H119ZM131 167L129 169H128V167H125V168L127 170H130ZM179 167L177 169H179ZM196 167H198V166L196 165ZM204 167H206V168H203V169L207 170L208 164H207V166H204ZM17 168L15 167L14 169H17ZM66 168H64V170ZM122 168H124V167H122ZM42 169H43V167H42ZM42 169H41V172H42ZM100 169H101V167H100ZM118 169H117V171H118ZM188 169H189V166H188ZM191 169H193V168H191ZM203 169H202V171H204ZM211 169H213V168L211 167ZM111 170H114V169H111ZM111 170L108 169L107 171L111 172ZM167 170L170 171V169H167ZM221 170H219V171L221 172ZM12 171L13 170H11L10 172H12ZM23 171L22 172L24 175L25 170H23ZM160 171H159V173H160ZM60 172L62 173L61 170H60ZM134 172H133V174H134ZM204 173H206V171ZM228 173H229V177L227 176ZM43 174H45V173H43ZM207 174L210 176V173H208V171H207ZM208 175H207L208 179L209 178L211 179L212 176L209 177ZM24 178H25V176H24ZM198 179H200V178H198ZM257 186L255 188H257ZM209 229H211V227ZM212 230H208L207 233H209V231H210V234L215 232V231L211 232ZM171 231L173 232V230H171ZM167 232H169V231L166 230V233ZM163 233L161 230V235ZM201 234H202V232H201ZM170 235L171 234H169V237H171ZM173 235H174V233H173ZM186 235H189V233ZM196 235L197 236L199 235L198 237L201 236L200 234H196ZM202 235H204V234H202ZM209 235H207L208 238L210 237L211 239L214 240V236H215L214 233L212 234L213 237L209 236ZM218 235L219 234H217V236ZM166 236H168V235L166 234ZM192 236L193 235H191V237ZM204 236H206V234ZM204 236H201V237L204 239ZM207 236H206V238H207ZM169 237L166 240V242L169 240L167 242L168 244H169V242H171ZM131 238H133V237H131ZM158 238L159 237H157L156 242L158 240L160 243H162L161 239L163 237L161 236V238H159L161 241ZM192 238L189 237V239H191V240H192ZM182 239H184V238H182ZM194 239H195V237H194ZM171 240H172L171 243H173L174 238L172 239V237H171ZM204 240H206V239H204ZM207 240H206V242H207ZM213 240H212V242H214ZM227 240L229 241V239H227ZM148 241H149V243H151L150 240H148ZM187 241H189V240H187ZM216 241H215V244H213L212 242H210L209 244H211V245L213 244V246H210V247H212V250H214L215 252H219V253L215 254V252L212 251L210 247L209 248L206 247L207 249H210L212 251L210 253L209 252L210 250H208V252L210 253V255L215 254V255L221 256V258L219 257L221 260L220 259L219 260L221 262H223L222 264H228L229 261L225 262L226 259L224 260V258L227 257V260H230V259L225 254L226 252L223 254V250L227 251V249L226 250L222 249L223 246L221 245L222 246V248H221L220 243H218ZM206 242H205V245H206ZM178 243L181 244L180 242H178ZM156 244L157 243H155V247L157 248ZM173 244H175V243H173ZM152 246H153V244H152ZM215 246L217 248L219 247V249L221 248L220 251L215 250L214 249ZM163 247L164 246H162V248ZM165 247H164V249H162V251L166 249ZM177 247H180V245L178 246V244H177ZM156 248H155V250H156ZM224 248H227V247L224 246ZM123 249H124V247H123ZM159 249H161V248H159ZM175 249L177 250V248H175ZM124 250H127V248L125 247ZM128 250H130V248ZM128 250H127V252H128ZM155 250H154L155 256L153 255L155 258V261L157 262L159 260V262L161 264H163V262H165L166 259L163 256V254L161 253L162 251H160L159 254L160 253L162 254L161 258L162 259L164 258L163 262L161 261L160 257H159L160 259L158 257H157L158 259L156 258V255H157L156 253H158V252H157V250L156 251ZM169 250L166 249L165 252H169ZM206 250H205V252L207 253ZM2 251H3V249H2ZM123 251L121 250L120 252L123 253ZM111 252H112V254H110V257H111V255H113V252L115 253V251H111ZM165 252H164V254H165ZM213 252H214V254H213ZM0 253H1V249H0ZM2 253L0 255V264H8V261H10L11 259L10 260H7V258L5 259V257L8 256V254L4 257L2 255ZM131 253H133V252L131 251L129 253L132 256ZM3 254H5V253H3ZM133 254L137 255V253H135V252ZM177 254H180V251ZM221 254L223 255V257ZM149 255H151V254H149ZM108 256H109V254H108ZM127 256H129V255L127 254ZM127 256H125V257L128 258ZM110 257H105L106 259H105L104 263L99 262V263H94V264H108V261H110V260H107V258H110ZM137 257H138V255H137ZM147 257H148V255H147ZM147 257L145 256V258L144 257L143 258L146 261H148ZM172 257H174V255ZM129 258H130V256H129ZM178 258H182V256L180 255ZM130 259H133V257ZM144 259H143V261H144ZM150 259L153 260V258H151V257H150ZM169 259L171 260L172 258L169 257ZM125 260H126V262H128L127 261L128 259H125ZM125 260H124V262L120 261L121 263L118 261L117 262L111 261V263H109V264H112V263L113 264H117V263L118 264H122V263L125 264L126 263ZM152 260H150V263ZM174 260H171V261L173 262ZM131 262H128V263H131ZM156 262L152 261L151 264L156 263ZM159 262H157L156 264H158ZM167 262H169V261H167ZM172 262H171V264H172ZM221 262H220V264H221ZM132 263H134V261ZM136 263L137 264H143L144 262L140 263L139 261H136ZM148 263L149 262H147V264ZM17 264H19V263H17ZM144 264H146V262ZM164 264H167V263L165 262ZM229 264H232V263L230 262ZM243 264H246V263H243Z\"/></svg>","mask_w":264,"mask_h":264}]
</instances>
